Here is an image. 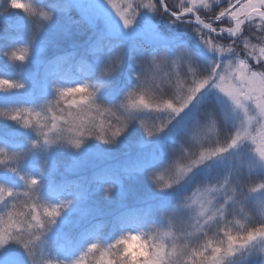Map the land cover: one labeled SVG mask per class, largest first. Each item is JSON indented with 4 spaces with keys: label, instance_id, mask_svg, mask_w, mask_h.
Wrapping results in <instances>:
<instances>
[{
    "label": "snow or ice",
    "instance_id": "obj_1",
    "mask_svg": "<svg viewBox=\"0 0 264 264\" xmlns=\"http://www.w3.org/2000/svg\"><path fill=\"white\" fill-rule=\"evenodd\" d=\"M199 2L181 0L177 6L171 5L168 0H122V3L116 0H52L46 12L37 13L32 4L20 0H0V16L10 9H20L33 18L34 25L27 42L13 39L0 45V57H6L10 65L19 71H23L32 59L43 64L45 75H36L31 86L43 91L51 89L55 93L53 100L38 107L0 108V118L34 129L38 139L33 147H42L45 151L54 144L66 142L78 152L91 138L106 145L115 144L130 125L146 115L160 121L154 129L148 130L147 136L151 139L165 135L170 142L169 151L175 150L178 145L183 150V143H187L189 138H199L210 125L215 128L220 124L229 129L222 145L200 151L190 164L178 167L172 181L158 191L163 194L185 186L186 182L190 184L194 170L200 166L223 159L226 154H229V159L235 157L239 164L233 165L225 175L216 177L213 186L207 190L213 194L212 198L202 194L192 200L189 206L193 213L191 219L198 235L196 243L181 242L188 246L181 264H241V261L261 264L260 260L249 257L253 255L251 250L264 245V219H253L248 229L234 231L228 217L234 206L253 202V192L264 193V183L248 188L241 182L246 162L240 154L243 148L253 153L252 146H255V157L264 163V50H254L264 43V0H227V6L220 7L218 14L212 16V22L201 17ZM71 11L79 13V20L72 21L69 17L68 21L62 22L61 17ZM37 16L43 17L38 23ZM152 17H167L171 24L177 26L191 25L194 18L198 26H194L199 38L197 48L190 47L178 34L161 32L149 23ZM225 20L227 27L218 29L213 26L214 22ZM73 24L92 33L89 53L102 54L95 55L91 65H86L83 58L75 60L74 56L45 61L44 50L52 40L40 39L44 30L51 27L57 37H68L72 34ZM245 25L258 30L256 39L259 44H251L245 36ZM212 33L217 37L227 34L228 38H234L233 45L242 42L246 58H240L233 45H228L225 50L220 44L213 43ZM132 38L138 44L132 48L137 58L134 87L131 86V90L126 91L127 96L124 93V99L117 103L111 99L99 101L101 90L110 87L112 79L125 63L126 53L113 55L115 48ZM199 44L212 53V57L205 55ZM173 57L186 65L185 76L190 73V79H182L179 72L175 78L168 72L161 73L163 65L177 63ZM251 61L260 67L255 68ZM8 66L0 65L5 69ZM86 67L88 78L69 82L83 73ZM198 67L203 68V72L197 73ZM89 80L95 82L89 83ZM28 86L19 78L0 75V93ZM171 89L176 91L171 92ZM213 90L215 100L209 95ZM256 125L259 126L258 131ZM27 154V151L9 153L0 148V166L16 173L23 181L22 187L0 183V254L3 255L0 264H29V261L30 264H57L45 257L38 246L42 237L61 218L68 224L74 216L86 218L98 210L87 203L83 186L66 198L54 195L63 189L56 181L58 169L50 165L47 156L37 174H22L21 161ZM156 168V163L146 157L141 166L125 168L123 174L133 177ZM247 168L250 172L255 170L251 163L247 164ZM96 180L102 185L108 184L109 191L121 182L117 173L99 175ZM66 187L63 184V188ZM45 190L50 194L49 198L43 195ZM42 199L44 203H41ZM78 201L80 206H77ZM161 207L165 208L166 215L177 212L176 207L170 211L166 205ZM143 222L141 214H120L110 221V228ZM95 234V231L86 228L78 235L88 241V246L71 264H128L121 251L122 241L127 237L102 246L98 238L91 239ZM64 239L69 246L72 245V235L66 233ZM12 243L22 248L27 258L18 255L15 248L8 247ZM159 249V254L149 253L150 264H170L171 244H161ZM244 251L249 252V257L242 255ZM259 251H264V248ZM234 257L236 259H232Z\"/></svg>",
    "mask_w": 264,
    "mask_h": 264
},
{
    "label": "trees",
    "instance_id": "obj_2",
    "mask_svg": "<svg viewBox=\"0 0 264 264\" xmlns=\"http://www.w3.org/2000/svg\"><path fill=\"white\" fill-rule=\"evenodd\" d=\"M21 2L32 4L35 11L40 13L48 10L46 7L52 3V0H21ZM168 2L171 5L178 6L181 0H168ZM224 3H226L223 4L226 7L227 1ZM20 11L21 13L16 12L14 14V16L20 15L15 20L9 18H2L0 20V45L7 44L13 39L19 42H27L30 39L34 27L32 23L33 18L22 10ZM216 12V8L209 11L207 14L209 16L205 20L210 22L212 16L217 14ZM12 13L14 12H9V15H12ZM69 17L72 21L79 20L77 11H71L65 16H62L61 20L68 21ZM153 18L154 22L164 21L166 19V17H152V20ZM42 19L43 17L37 16V23ZM223 23L225 22L223 21ZM214 24L220 26L222 23L214 22ZM73 26L81 28L82 31L86 30L76 24H73ZM186 26H188L186 30L180 28L177 31H173V33L180 32L184 34L183 39L190 47L195 49V44L192 41L199 40L194 30L195 25L186 24ZM157 28L162 29V25H157ZM86 31L89 32L88 30ZM53 35V29L47 28L41 34L40 39L44 41ZM258 35L259 32L257 29L248 25L245 26V36L250 40L251 44H257L259 42L256 39ZM87 39H89L87 36L78 39H68L64 42L63 47L52 48L49 45L46 54H44L45 61L55 60L57 57L69 58L74 56L75 60L83 58L86 65H91L95 60V55L102 53H89L88 48L92 41H88ZM213 43L220 44L221 46L233 45L226 39H217L216 37H214ZM23 46L18 45V47ZM136 46L138 44L135 40L133 43L126 41L124 45L115 48L113 55L126 53L125 63L121 71L112 79L110 87L101 90L98 96L99 101L106 102L111 99L113 103H117L120 99H124L122 97L124 93L125 97L127 96L126 91L136 83L137 58L132 52V48ZM233 47L236 48L240 58H246V52L243 51L244 44L242 42L233 45ZM199 49L208 57H212V53L208 52L207 49H204L200 45ZM173 59L177 60V63L171 64L170 66L163 65L160 70L161 73L168 72L175 78L176 73L179 72L182 79H190V73L185 76L187 72L186 65L180 62L177 57H173ZM75 60L73 63H75ZM251 63L255 68L260 67L255 64V61H251ZM5 64H9V66L6 69L0 67V75L7 74L13 78H19L29 86L26 89L0 93V108L38 107L54 99L55 93L53 90L43 91L31 86V82L36 75H45L46 68L43 64H38L35 59H32L24 66L23 71H19L10 65L6 57H0V65ZM196 71L197 73L203 72V68L198 67ZM88 75L89 73L86 67L83 73L77 74V78L69 82H79V79L88 78ZM94 82V80H89V83ZM170 91L175 92L176 89H171ZM113 92H117L119 95H111ZM209 95L215 100L214 95ZM159 123V120L146 115L142 120H137L133 125H130L128 131L117 143L106 145L95 138H91L81 150L76 152L62 144L54 145L48 151H45L42 147H33L38 139L37 132L34 129L24 128L14 121L0 118V148L5 149L9 153L20 151L28 152L21 161L20 172L22 174H37L40 171L43 159L47 156L50 165H55L58 169L56 181L62 185L63 189L54 195L66 198L74 195L83 186L87 196V203L92 208L98 210L96 214L87 216L86 218L74 216L68 224L62 221L63 218L59 219L39 242L38 246L44 252L45 257L56 261L57 264L61 261L64 264H71V261L84 252L88 246V241L78 236L86 228L96 232L91 239L98 238L102 246L113 243L120 235L129 231L133 233L149 229H155L160 232H168L171 230L173 235L166 238L168 242H171L173 237H175L178 244L182 241L185 243H196L197 232L189 237L181 235L183 231L180 229V222L177 219L181 216L179 211L184 201L191 197L196 190L212 187L216 177L225 175L233 165L239 164V161L236 158L229 159V154H226L223 158L224 160L221 159V165L212 171L210 170L209 174L204 171L205 165H202L194 170L190 184L186 182L185 186L161 194L158 190L172 181L178 167L190 164L198 156L199 152L205 148L222 145L229 135V129L217 124L216 128L219 136L214 135L210 137L205 134H200V137L197 139L189 138L187 143L182 142L183 150L178 145L175 150L169 151L168 144L170 142L166 139L165 135L162 134L151 139L147 136L148 130L154 129ZM217 138L219 143H217ZM148 142L149 145L146 148L144 144ZM158 144L162 145L160 146L162 147L161 150ZM153 149L156 153L154 156H151ZM146 157H150L156 163V169L133 177L123 174V169L125 168L132 169L141 166L142 161ZM241 159L246 162L241 172V182L246 184L248 188L263 183V177L260 173L250 172L247 168V164L251 163L249 157L243 155ZM110 173L119 174L121 182L109 191V185H102L96 180V177ZM4 182H7L9 187L23 186V181L19 175L9 171L4 166H0V183ZM63 184H66L67 187L63 188ZM121 192L123 193L121 194ZM63 194L66 195L63 196ZM43 195L45 198H49L50 194L45 190ZM111 200H113L112 205ZM44 202V199H42L41 203ZM77 204L80 206L79 201ZM161 205H166L169 211L176 207L177 212L166 215L164 213L165 208L161 207ZM257 210V208H253L252 203L246 202L243 205L234 206L228 219L230 221L238 219L248 220L249 218L251 220L257 219L260 215V211L258 210V212ZM120 214H141L144 222L137 225H124L110 228V221ZM233 230L235 231V229ZM66 233L73 236L71 246L65 242L64 234Z\"/></svg>",
    "mask_w": 264,
    "mask_h": 264
},
{
    "label": "rangeland",
    "instance_id": "obj_3",
    "mask_svg": "<svg viewBox=\"0 0 264 264\" xmlns=\"http://www.w3.org/2000/svg\"><path fill=\"white\" fill-rule=\"evenodd\" d=\"M121 1L122 0H116L117 3H121ZM225 1H227V0H221V4L220 5H215L213 7V9H215V8L217 9V12H216L217 14H218V12L220 10V7H224L223 4H226V3H224ZM20 2H21V0H20ZM11 11L14 12V13H12V15H9V12H11ZM16 12H20L21 13L20 9H10L7 13H4V15L0 16V20L2 18L3 19L4 18H9L11 20H15L16 18H19V16H20V15L14 16V14ZM208 13H209V11L208 10H205V9H201V11H200V15H201V17L203 19H205V18H207V16H209V15H207ZM226 21L227 20L224 21L225 23L220 22V23H222V24H220V26H217V25H215L213 23V26L214 27H227L228 26V22H226ZM62 22H65V21H62ZM157 22H154V18H153V20L151 18L150 21H149V23H151L155 27H157V25H162V29H160V30L163 31L164 33H173V31H177L180 28H182L183 30H186V28L188 27V26H186V24H184L182 26L173 25V24H171L167 20V17H166V19L164 21H159L158 23ZM207 22H209V21H207ZM210 22H212V21H210ZM193 25H195V23H193ZM196 27H198V26H196ZM49 28H51V27H49ZM183 32H185V31H183ZM176 34H178L179 36L184 37V34H181L180 32H178ZM84 36L85 37L87 36L89 38V39H87L88 41L89 40L92 41V39H93L92 33H90V31L89 32H87L86 30L85 31H82L81 28L72 25V34H71V36H68V37H64V36L57 37L54 34L52 37H50L51 40H52L51 47L52 48L53 47H63L64 42H66L68 39H78V38H81V37H84ZM213 36L216 37L217 39H226L230 44H233V39L234 38H228L227 35H224L223 37H217L216 35H213ZM135 40H136L135 38H132V39H127L126 41L133 43ZM192 42H193V44H195V47L197 48V46H198V40L197 41L195 40V41H192ZM259 42L257 44H259ZM199 45L203 47L202 44H199ZM46 52H47V48L44 50V54H46ZM210 94H212V95L215 96V90H213V93H210ZM224 99L226 100V98H224ZM19 125H21V124H19ZM256 128H257V131H258L259 130V126L256 125ZM201 134H205V135H208L210 137H212L214 135L215 136L216 135L219 136V133L217 134V128H216V126H215V128H212L211 125L208 128H205ZM144 145L147 148L148 145H149V142L146 143V144H144ZM158 146L160 147L162 145H159L158 144ZM254 147L255 146H252L253 151H254ZM161 149H162V147H160V150ZM155 153L156 152L153 149V151L151 153V156H154ZM240 154H241V156L245 155V157H249V160H250L251 164L254 165V169L255 170H253V172L260 173L261 176L263 177V183H264V163L259 162L258 161V158L255 157V154L254 153H250L246 148L241 149L240 150ZM0 158H2V157H0ZM232 159H235V157H233ZM221 161H222L221 159H217V160L208 162L204 166V169H205L204 171H206V173L209 174L210 173V170L212 171L214 168L216 169L219 165H221ZM209 165L211 167H209ZM209 188H211V187H205L203 189L196 190V192L191 197H189L188 199H186L184 201L183 206H182V208L179 211V213L181 214V216L177 219L180 222V229L183 231V233L181 235H184V236H188L189 237V236L193 235L196 232V230L194 228V222L191 219L192 216H193V213H192L191 208L189 206L192 205V200L193 199L199 198L202 194L206 198H212L213 194L207 191ZM122 193L123 192H121V194ZM65 195L66 194H63V196H65ZM216 199H219V197H216ZM252 200H253V202H251V203H252L253 208H255V209L257 208L260 211L259 204H258V202H255V201L264 200V193H256V194H253ZM112 203H113V200H111V205H112ZM77 206H79V205L77 204ZM194 207H196V206H194ZM62 221L64 222L63 219H62ZM168 232H170L171 235H173V232L171 230H169ZM133 233H136V232H133ZM8 247L15 248L18 255H23L25 258H27V254H25L26 252H24V250L22 248H20L18 245H15L14 243H12ZM237 256H239V254H237ZM2 258H3V255L0 254V259H2ZM232 259H236V258L234 257ZM67 264H70V263H67ZM241 264H245V262L244 261H241Z\"/></svg>",
    "mask_w": 264,
    "mask_h": 264
},
{
    "label": "clouds",
    "instance_id": "obj_4",
    "mask_svg": "<svg viewBox=\"0 0 264 264\" xmlns=\"http://www.w3.org/2000/svg\"><path fill=\"white\" fill-rule=\"evenodd\" d=\"M221 0H200L199 6L201 9H205L211 11L212 8L220 4ZM264 40V37H262ZM255 45V44H253ZM225 50H227L228 46H223ZM256 51L264 50V43H261L258 48H254ZM58 145V144H54ZM52 145V146H54ZM65 147H70L66 142L62 143ZM254 153V151H253ZM255 154V153H254ZM176 174V173H175ZM175 176V175H174ZM253 194H256L253 192ZM264 201V200H258ZM260 207V219H264V203L258 202ZM251 218L248 220L238 219L231 222V226L233 229L237 231H243L250 227ZM171 235L170 232H160L155 229L149 230H141L136 233L127 232L120 235L116 240H120L121 237H127L122 241L121 251L125 257H127L128 264H150L149 261V253L159 254V245L170 243L171 244V261L170 264H181L182 257L187 250V245L182 243H177L175 237L171 240V242L167 241V237ZM115 243V241L113 242ZM155 245L156 247H153ZM260 248H264V245H260L257 249L251 250L253 255L249 257V252L244 251L243 256L249 257L250 259H258L261 264H264V251H259Z\"/></svg>",
    "mask_w": 264,
    "mask_h": 264
},
{
    "label": "water",
    "instance_id": "obj_5",
    "mask_svg": "<svg viewBox=\"0 0 264 264\" xmlns=\"http://www.w3.org/2000/svg\"><path fill=\"white\" fill-rule=\"evenodd\" d=\"M194 22H195V20H194ZM206 30V29H205ZM215 34V33H214Z\"/></svg>",
    "mask_w": 264,
    "mask_h": 264
}]
</instances>
